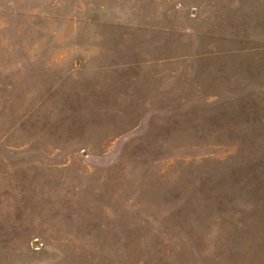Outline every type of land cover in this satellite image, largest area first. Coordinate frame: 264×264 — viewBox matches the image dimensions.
I'll use <instances>...</instances> for the list:
<instances>
[{
  "label": "rangeland",
  "instance_id": "obj_1",
  "mask_svg": "<svg viewBox=\"0 0 264 264\" xmlns=\"http://www.w3.org/2000/svg\"><path fill=\"white\" fill-rule=\"evenodd\" d=\"M0 264H264V0H0Z\"/></svg>",
  "mask_w": 264,
  "mask_h": 264
}]
</instances>
